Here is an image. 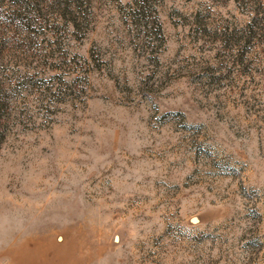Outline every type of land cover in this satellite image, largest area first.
Here are the masks:
<instances>
[{"label":"rangeland","instance_id":"1","mask_svg":"<svg viewBox=\"0 0 264 264\" xmlns=\"http://www.w3.org/2000/svg\"><path fill=\"white\" fill-rule=\"evenodd\" d=\"M0 264H264V0H0Z\"/></svg>","mask_w":264,"mask_h":264}]
</instances>
